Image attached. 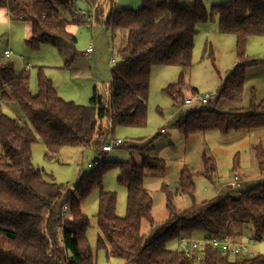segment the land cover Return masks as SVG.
I'll use <instances>...</instances> for the list:
<instances>
[{
	"label": "trees",
	"instance_id": "1",
	"mask_svg": "<svg viewBox=\"0 0 264 264\" xmlns=\"http://www.w3.org/2000/svg\"><path fill=\"white\" fill-rule=\"evenodd\" d=\"M82 1L88 10L97 5L95 22L127 32L120 59L111 70L110 85L102 92L94 88L87 105L63 100L41 68L38 93L33 94L29 70L18 74L14 63L0 56V264H96L87 240L90 219L83 213L82 204L97 189L101 190L98 248L108 257L123 258L126 264H264L263 254L232 259L230 253L206 246L198 259L167 248L169 242L194 233L221 237L235 225L250 226V238L262 241L264 181L244 191L219 194L180 212L168 198V220L146 239L143 221L154 224L153 199L144 186L146 171L163 175L165 162L148 156V147L141 149V164L108 161L101 152L116 128L147 125L154 66L181 68L179 82L165 91L176 104H184L185 77L192 67L197 26L209 20L204 0L190 4L142 0L136 9L118 8L112 4L114 0ZM106 2L114 7L108 12ZM0 8L8 12L11 21L30 24L25 41L30 49L51 45L61 53L76 50L77 38L69 33V20L64 16L70 12L74 23L83 24L75 14L74 0H0ZM213 9L219 15V32L236 37L237 62L217 90L213 104L190 109L177 118L176 126L186 137L264 131V97L259 100L254 89L247 107H221L244 102L247 71L260 63L246 58V46L249 38L264 37V0H228ZM193 93L197 94L196 90ZM4 103L18 106L25 121L4 113ZM103 120L109 121L107 132L99 127ZM38 138L46 146L47 158L66 147L94 148L103 158L73 186L61 185L46 180L33 163ZM252 150L264 177V140ZM203 165L204 176L212 179L216 173L214 158L204 153ZM113 169H118V182L128 192L124 217L116 213L117 194L102 190L104 175ZM179 184L180 194L193 198L195 184L190 170L183 169Z\"/></svg>",
	"mask_w": 264,
	"mask_h": 264
},
{
	"label": "rangeland",
	"instance_id": "2",
	"mask_svg": "<svg viewBox=\"0 0 264 264\" xmlns=\"http://www.w3.org/2000/svg\"><path fill=\"white\" fill-rule=\"evenodd\" d=\"M168 1V0H167ZM228 0H204L209 12V20L197 26L192 67L186 74V87L183 91L185 99L194 96L215 95L227 74L237 62L236 37L219 32V15L214 6ZM190 4L193 0H180ZM118 8L136 9L142 6V0H114ZM106 10L114 8L106 2ZM97 5L94 9L97 10ZM74 14V12H72ZM69 20L68 31L77 38L73 70L67 69V63L73 59L74 51L61 53L51 45H42L38 50H32L26 45V23L19 20L5 21L0 18V56L7 48L15 50V55L7 59L15 65L18 74L26 71L22 62L31 65L28 72L30 88L33 94L38 93V72L41 68L44 75L56 76L60 87H74L71 100L79 105H87L94 88L99 92L106 91L111 82V70L119 61V51L127 38L125 30H113L102 24L93 22V27L76 24L70 12L64 14ZM98 20V16H97ZM93 46L95 53L90 58L83 57L84 51ZM3 57V56H2ZM23 58V61L20 58ZM93 58V59H91ZM246 58L260 62L247 71L244 102L242 104L224 103L225 110L247 107L250 91L254 89L256 97H264V37H251L247 41ZM115 63H112V60ZM181 68L175 66L157 65L152 68L148 106L147 125L143 128L118 127L111 133L107 142L121 140L123 145L114 147L110 153H103L108 161L129 162L138 164L143 160V147H148L146 153L153 158L165 162L163 175L146 171L144 186L153 199L152 218L142 223V233L150 238L169 218L168 198L177 211H185L193 205L214 199L219 194L244 191L259 181L261 177L255 154L252 148L264 140V131L233 132L227 136L219 132H209L186 137L176 126L177 118L199 104H176L166 93V89L180 80ZM49 79V78H48ZM72 81V84L69 82ZM196 90L197 94H194ZM78 101V102H76ZM214 100L210 103L213 104ZM209 105V104H207ZM2 111L14 119L23 122L25 116L21 109L13 103H4ZM99 127L106 131L109 121L103 120ZM207 153L216 163V173L212 179L204 176L203 156ZM47 149L41 139L33 146V162L41 169L46 180H54L61 185L73 186L80 175L92 171L89 164L101 160L102 154L94 148H63L58 155L46 157ZM188 169L194 176L195 194L192 197L180 194V174ZM119 171H108L102 181V190L117 194L116 213L124 217L127 213V188L118 182ZM240 182L235 184V178ZM100 189L95 190L82 204L83 213L90 219L87 240L91 247L96 264H126L125 259L111 255L108 257L103 249L98 248L100 235L97 214L99 210ZM251 227L235 225L228 235L234 242H247ZM244 230V231H243ZM198 235H191L195 239ZM188 237V236H187ZM245 237L247 238L245 240ZM179 241L167 244L170 250H176ZM264 255V240L251 250ZM232 259H238L233 257Z\"/></svg>",
	"mask_w": 264,
	"mask_h": 264
},
{
	"label": "built area",
	"instance_id": "3",
	"mask_svg": "<svg viewBox=\"0 0 264 264\" xmlns=\"http://www.w3.org/2000/svg\"><path fill=\"white\" fill-rule=\"evenodd\" d=\"M75 14L77 18L85 24L88 28L93 27V22L95 21V16L96 12L95 9L91 10H81L76 7L75 9ZM94 53V48L93 46L88 47L83 55L87 58H90ZM14 51L11 49H8L4 52L3 56L5 58H11L14 56ZM23 61V58H20ZM112 63H115V60H112ZM31 69L30 64L25 65V70ZM216 95V94H215ZM215 95L212 96H194L192 98H187L184 101V104L187 105H194V104H199V105H206L210 104L214 99ZM120 145H123V142L121 140H114L112 143L106 144L102 152L103 153H110L114 147H118ZM102 160H96L94 164H89V168H95L97 167ZM240 182L239 178H235V184H238ZM264 240V236L262 241ZM262 241L255 240L253 238H249L247 242H234L231 240L230 236L228 234L223 235L221 237H205L202 239H193L187 236H183L179 240V247L178 250L179 252L184 253L187 257L192 258L194 256H197L198 259L201 258V251L205 249L206 246H212L213 248L218 249L219 251L223 253H230L231 256L236 257V258H241L244 256L247 257H255L258 254L251 252V250L257 245V243H260Z\"/></svg>",
	"mask_w": 264,
	"mask_h": 264
},
{
	"label": "crops",
	"instance_id": "4",
	"mask_svg": "<svg viewBox=\"0 0 264 264\" xmlns=\"http://www.w3.org/2000/svg\"><path fill=\"white\" fill-rule=\"evenodd\" d=\"M0 18L2 19V20H5V21H10L11 22V19H10V17H9V15H8V12L5 10V9H2V8H0ZM19 21H21V22H25V21H22V20H19ZM26 23V30H27V32H26V35H25V38H28L29 37V35H30V32H31V26H30V24L29 23H27V22H25ZM8 49H11V48H7V49H5L4 51H3V54H4V52L6 51V50H8ZM12 50V49H11ZM14 51V53H15V50H13ZM74 57H73V62L69 65V66H67V69L68 70H73V69H70V68H72V66H73V63H74V58H75V56L77 55V51L75 50L74 51ZM94 53H95V51H94ZM3 54H2V56H3ZM83 57H85V56H83ZM87 58V57H86ZM91 59H93V58H91ZM22 66L24 67V69H25V63L24 62H22ZM28 64H30L29 62H28ZM235 64H236V61H235ZM30 71V70H29ZM47 76H48V78L53 82V84H54V87H55V89H56V91H57V94L63 99V100H65V101H70L71 99V92L72 91H74L73 89H74V87H71V88H69V87H60L59 85H58V83H57V81H56V76L55 75H52V74H47ZM71 84H72V81H69ZM217 93V92H216ZM74 102V101H73ZM76 102H78V101H76ZM34 163V162H33ZM193 235V234H192ZM194 235H198L195 239H202V238H205L206 237V235L205 234H203V233H194ZM190 238H191V235L189 236ZM249 238H250V235H249ZM248 238V239H249ZM247 238L245 237V240H246ZM244 242V241H243ZM257 254H260V253H257Z\"/></svg>",
	"mask_w": 264,
	"mask_h": 264
},
{
	"label": "water",
	"instance_id": "5",
	"mask_svg": "<svg viewBox=\"0 0 264 264\" xmlns=\"http://www.w3.org/2000/svg\"><path fill=\"white\" fill-rule=\"evenodd\" d=\"M74 3L77 8L81 10H86L87 9V4L83 2L82 0H74Z\"/></svg>",
	"mask_w": 264,
	"mask_h": 264
}]
</instances>
